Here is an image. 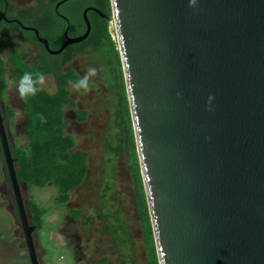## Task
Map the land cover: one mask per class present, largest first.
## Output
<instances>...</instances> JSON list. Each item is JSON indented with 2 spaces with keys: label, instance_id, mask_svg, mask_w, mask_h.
Listing matches in <instances>:
<instances>
[{
  "label": "water",
  "instance_id": "water-1",
  "mask_svg": "<svg viewBox=\"0 0 264 264\" xmlns=\"http://www.w3.org/2000/svg\"><path fill=\"white\" fill-rule=\"evenodd\" d=\"M110 2L158 264H264V0ZM0 147L39 264L1 109Z\"/></svg>",
  "mask_w": 264,
  "mask_h": 264
},
{
  "label": "rangeland",
  "instance_id": "rangeland-1",
  "mask_svg": "<svg viewBox=\"0 0 264 264\" xmlns=\"http://www.w3.org/2000/svg\"><path fill=\"white\" fill-rule=\"evenodd\" d=\"M10 1L13 4L19 3L18 0ZM86 1L76 0V3L77 5L84 4ZM63 8L65 9V7ZM109 30L115 39L112 21H109ZM3 58L5 59L4 65H7L4 66L7 90L10 91L14 101L11 107L15 121H11V123L7 121L9 140L13 152L20 158L21 154L18 148L25 146L27 142L25 116L22 112V102L13 76L11 61L5 53ZM75 64H78L83 71H88L90 68L95 71L97 69L96 62H90L84 56H77ZM41 79L44 88L49 90L55 88L53 83L45 81L44 77ZM95 90L96 93L93 90V93L78 95L82 102L88 103L95 119L85 122V125L80 128L68 129V132H72L77 140L76 148L88 151L89 154L87 157L88 173L84 183L70 191V199L66 203L58 204L56 202L58 189L55 185L48 183L43 187L28 186L23 180H19L29 220L32 222V211L28 201L47 208L41 217V228L33 232L39 264H120V257L116 248L112 246L110 234L101 229L99 220L92 217L89 223H84L86 214L94 210L98 202L104 160V136L107 131L113 129L112 121H108L107 102L103 97V84L98 83ZM85 98L89 101H85ZM90 128L93 132L96 128L97 132L86 136L88 135L86 130ZM127 148L128 145L125 143L123 151L114 160L113 185L116 189L114 196L121 204L127 219L134 258L137 264H147L142 225L135 202L132 161ZM4 164L0 149V264H30ZM16 166L18 165L16 164ZM110 166L105 164L104 168L109 169ZM108 171L106 172L107 181L109 179ZM102 177L104 179V173ZM76 207L82 209L77 218L72 213H68V210ZM68 215L69 220L67 219ZM104 257L106 260L98 262Z\"/></svg>",
  "mask_w": 264,
  "mask_h": 264
},
{
  "label": "trees",
  "instance_id": "trees-1",
  "mask_svg": "<svg viewBox=\"0 0 264 264\" xmlns=\"http://www.w3.org/2000/svg\"><path fill=\"white\" fill-rule=\"evenodd\" d=\"M109 20L110 17L102 20L101 24H94L92 33L94 37L93 44L96 46L97 56L100 58V69L104 71L103 76H109V80L114 81L113 85L120 90L118 92L119 101L114 111L115 117L118 119L115 121V125L119 130L116 133L114 144L107 137L105 145L107 155L104 156L102 165L98 202L95 205V209L86 214L84 223H89L92 217L98 219L101 229L110 234L112 246L116 248L119 254L120 264H137L133 255L127 219L124 216L121 204L114 196L116 189L113 185L114 160L121 153L123 143H127V151L131 157L132 172L135 180V202L147 251V264H158L139 173L120 59L116 41L108 28ZM7 43L8 41L3 38L0 42V49L7 46ZM15 64L17 65L16 83L18 90L21 85V76L24 73L31 74L30 81L26 82L24 86L36 89L35 94L25 93L21 95L24 103V113L27 118V121H25L27 142L25 146L18 148L21 154L20 158L17 157L10 146L17 178L23 180L28 186L43 187L48 183L55 185L58 189L56 202L64 204L70 198V191L82 184L87 176V154L74 150V137L63 131L62 106L69 101L67 89L65 84L60 83L58 84L57 92L48 93L38 82L40 76L48 71L47 69L38 67L36 64H21L20 59H16ZM69 78L75 83L81 79L72 73ZM89 81L88 79V86H91L92 84ZM6 86L4 62L0 59V91L5 90ZM9 116L12 117L10 111ZM125 134L127 140L123 141L120 137ZM105 164L111 165L110 168H104ZM4 169L6 172L5 164ZM107 170H109L108 181L106 180ZM103 173L104 179L102 177ZM28 205L32 211V223L36 226L35 230L37 231L38 228H41V217L47 211V208L40 207L33 201H28ZM80 212V209H75L71 213L77 218ZM103 260H106V257L98 262Z\"/></svg>",
  "mask_w": 264,
  "mask_h": 264
},
{
  "label": "flooded vegetation",
  "instance_id": "flooded-vegetation-1",
  "mask_svg": "<svg viewBox=\"0 0 264 264\" xmlns=\"http://www.w3.org/2000/svg\"><path fill=\"white\" fill-rule=\"evenodd\" d=\"M18 2L19 3L13 4L10 0H0V10L4 11L6 17V20L0 21V42L3 38L5 41H8L7 46L0 49V59H2L5 64L3 54L5 53V55L9 57L15 80L17 75L16 59H20L21 64H36L38 67L47 69L48 71L40 76L38 82L48 93L57 92L59 87L58 84H65L69 101L65 102L62 106L63 131L66 134H71L73 137L74 134L68 132L69 130L77 127L80 128L82 125H85V122L95 119L92 109L88 107V103L82 102L78 95H80V93H93V90L96 93L95 87L98 83L103 84V97L107 102L108 121H112L113 124V129L107 131V134L104 136V144L106 145L107 137H109L114 144L116 141V133L119 130L115 125V121L118 119L115 117L114 111L119 101L118 92L120 90L113 85L114 81L109 80V76H103L104 71L100 69V58L97 56V48L93 44L94 37L92 33L94 24H101V22H103L102 20L108 19L109 17V21H111L110 0H87L84 4L78 5L76 0H18ZM63 7H65V9ZM86 20L90 27L87 35L83 39L67 43L59 52H51L57 50L66 40L75 39L83 35L87 29ZM42 40L46 41L47 46H45ZM77 56H84L87 60H90V62H96V75L88 76L89 82H91L92 85L88 86L87 90L74 87L76 83L69 78L71 73L78 76V78H82L88 74V71H83L78 64H75ZM41 77H44L45 81L53 83L55 88L53 90L44 88ZM7 87L8 84L5 90L0 91V109L6 127L8 126L7 121H10V123L11 121H15L13 118V108L11 107L14 101ZM19 96L22 102V112L25 116L24 103L20 91ZM85 101H89V99L85 98ZM9 111L12 117L9 116ZM25 121H27L26 116ZM96 128L94 132L91 128L87 129L86 132H88V135L86 136L95 134L97 132ZM125 137L126 134L120 138L126 141L127 139ZM76 145L77 140L75 139L73 149L86 153V157H88V151L77 149ZM124 145L125 142L123 143V146ZM105 150L106 148L104 146V156L107 155ZM75 209L82 210L76 207L68 210V213L70 214ZM67 219L69 220V215Z\"/></svg>",
  "mask_w": 264,
  "mask_h": 264
},
{
  "label": "clouds",
  "instance_id": "clouds-1",
  "mask_svg": "<svg viewBox=\"0 0 264 264\" xmlns=\"http://www.w3.org/2000/svg\"><path fill=\"white\" fill-rule=\"evenodd\" d=\"M90 75H95V69H89L88 70V74L85 75L84 77H82L79 81H77V83L74 85V87H79V88H84L85 90H87L88 88V76ZM31 79V74L30 73H24L21 76V85H20V93L21 95H24L25 93H30V94H35L36 89L32 88V87H25V83L30 81ZM211 99V97L209 98V100Z\"/></svg>",
  "mask_w": 264,
  "mask_h": 264
}]
</instances>
